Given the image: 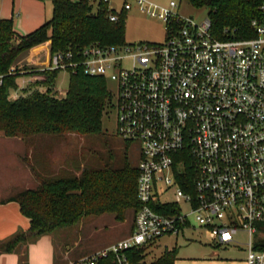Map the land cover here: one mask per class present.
<instances>
[{
    "label": "built area",
    "instance_id": "1",
    "mask_svg": "<svg viewBox=\"0 0 264 264\" xmlns=\"http://www.w3.org/2000/svg\"><path fill=\"white\" fill-rule=\"evenodd\" d=\"M95 2L119 21L111 0ZM134 2L165 24L162 43L95 42L51 54L50 71L115 84L118 135L141 154L133 232L66 264H133L136 251L196 228L218 247L245 233L246 263L264 264L253 239L264 224V4L253 37L222 39L208 18L181 15L175 1ZM131 9L125 1L122 10Z\"/></svg>",
    "mask_w": 264,
    "mask_h": 264
},
{
    "label": "trees",
    "instance_id": "2",
    "mask_svg": "<svg viewBox=\"0 0 264 264\" xmlns=\"http://www.w3.org/2000/svg\"><path fill=\"white\" fill-rule=\"evenodd\" d=\"M188 1L195 8L209 10L208 19L222 39L253 37L252 23L261 17L264 4V0ZM52 4L51 19L27 35L17 33L11 19H0V133L21 139L32 148V158L26 162L39 182L36 189L3 202L18 203L21 214L30 220L28 231L0 241V255L19 254L21 264H27V248L44 235L74 227L86 217L115 215L122 220L129 212L135 215L140 207L137 168H88L73 162L55 171L48 162L53 143L70 136L103 133V116L113 108V95L107 80L79 72L70 75L66 96L57 97L54 89L60 71L14 70L17 57L45 42L51 43V54L95 42L124 44L123 17L119 15L118 22H111L105 5L100 3L94 12L92 0H52ZM34 76L42 80L19 90L20 79ZM14 92L20 95L11 99ZM261 246L264 249V241ZM143 253L144 249L133 254V264H144ZM176 257L177 250L167 251L153 264H174Z\"/></svg>",
    "mask_w": 264,
    "mask_h": 264
},
{
    "label": "rangeland",
    "instance_id": "3",
    "mask_svg": "<svg viewBox=\"0 0 264 264\" xmlns=\"http://www.w3.org/2000/svg\"><path fill=\"white\" fill-rule=\"evenodd\" d=\"M125 1H128L132 6L130 11L122 10ZM148 1L160 6H168L171 1H175L181 15L193 18L197 22L204 21L209 15L207 8H195L188 0ZM93 4V11L96 12V2ZM110 9L123 17L125 44H157L165 40V24L142 13L134 0H111ZM52 11V0H3L0 19H11L14 26L16 21L23 20L24 27L29 28L42 17L44 23L41 26H43L45 21L51 19ZM48 46L49 42H45L26 50L17 57L14 66L20 69L27 67L39 71L47 70L50 66L51 43ZM32 80L33 83H37L42 80V77L34 76ZM25 81L26 79L24 81L20 79V84L25 85ZM69 82L70 74L60 72L54 94L60 98L65 97ZM109 87L113 95L112 89L115 90L116 86L109 83ZM39 90L46 91L44 87H39ZM19 95L20 92L12 93L11 99H15ZM102 132L101 135L70 136L67 140L53 143L48 153V162L51 163L55 171L62 169L66 163L72 164L73 162H82L88 168H103L106 165L114 169L126 165L132 168L139 166L141 159L139 144L127 142L118 135L114 106L107 109L103 116ZM32 153V148L21 139L8 138L0 133V203L8 201L21 192L34 190L38 187L39 182L26 162V159L32 158ZM167 198L173 199L172 196ZM133 223L134 213L129 212L122 220L117 219L115 215L86 217L74 227L57 230L53 234L58 253L57 258L59 260L62 257L63 263L76 262L85 258L127 238L132 232ZM253 239L255 242L262 243L264 241V224L257 225V233L253 235ZM38 240L31 245L38 244ZM236 241L239 244L231 247H218L213 244V239L206 234L203 237L197 235L188 241L180 236L167 237L160 240L161 246H155L151 251L143 253V262L144 264H153L163 252L165 254L167 251L174 250H177L179 259L191 262L190 264H204L213 258L246 260L247 254L244 249L248 242V236L245 233H239L236 236ZM3 264H10V262L3 261ZM18 264L20 263L18 262ZM28 264H47L40 249L37 251L35 249L33 259L29 256Z\"/></svg>",
    "mask_w": 264,
    "mask_h": 264
},
{
    "label": "crops",
    "instance_id": "4",
    "mask_svg": "<svg viewBox=\"0 0 264 264\" xmlns=\"http://www.w3.org/2000/svg\"><path fill=\"white\" fill-rule=\"evenodd\" d=\"M2 1L3 0H0V8L2 6ZM92 1L94 2L97 0H92ZM43 23H44V19L40 17L34 25L30 26L29 28H25L23 24V20H19V21H16L14 28L17 31V33H19L20 35H27L30 32L34 31L39 26H41ZM49 46H50V42H49ZM13 69L22 70L19 67L16 68L15 66L13 67ZM25 79H26V81L24 82L25 85L33 81L32 79H28V78H22L21 80L24 81ZM18 84H19V90L24 88L25 86L24 84H20V80L18 81ZM14 93H18V92H14ZM29 228H30V220L21 214L20 206L18 203L16 202H9V203H4V204L3 202L0 203V241L8 240L9 238L17 234L19 231H28ZM133 228H134V223H133ZM133 228H132V232H133ZM197 235L200 237L204 236V234L198 228H196L192 231L185 233L184 236H180V237H183L188 241V240L193 239V237ZM167 237H176V236H167ZM167 237H164V239ZM37 243L38 244L30 245L27 248V252H28L27 253V257H28L27 264L29 261V256L31 259H33V256L35 254V249L36 251L37 249L41 250V254H43L44 258L46 259L47 264H56V263L66 264L67 263V262L63 263V259L60 256V254H59V257L61 258L59 260L57 258L58 253H57L56 242H55L53 234L44 235L40 237ZM156 246H161L160 241ZM231 246H234V245H231ZM231 246H228V247H231ZM154 247L148 250H145V252L151 251V249H153ZM163 254L164 252L158 257V259L161 256H163ZM3 261L5 263L9 261L10 264H18V262L21 264V256L19 254L17 255L2 254L0 255V264H3ZM190 263L191 262H187V261L185 262L182 259H179L178 257H176L174 261V264H190ZM204 264H247V263L245 259L239 261V260H231V259H221V258L214 259L213 258V259H210L204 262Z\"/></svg>",
    "mask_w": 264,
    "mask_h": 264
}]
</instances>
